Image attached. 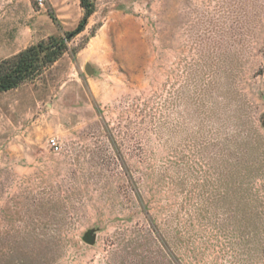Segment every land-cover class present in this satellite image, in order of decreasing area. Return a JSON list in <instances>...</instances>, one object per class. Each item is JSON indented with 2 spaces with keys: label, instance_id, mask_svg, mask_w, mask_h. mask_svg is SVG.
I'll list each match as a JSON object with an SVG mask.
<instances>
[{
  "label": "rangeland",
  "instance_id": "rangeland-1",
  "mask_svg": "<svg viewBox=\"0 0 264 264\" xmlns=\"http://www.w3.org/2000/svg\"><path fill=\"white\" fill-rule=\"evenodd\" d=\"M90 1L0 92V264H264V0ZM83 12L0 0V61Z\"/></svg>",
  "mask_w": 264,
  "mask_h": 264
},
{
  "label": "trees",
  "instance_id": "trees-1",
  "mask_svg": "<svg viewBox=\"0 0 264 264\" xmlns=\"http://www.w3.org/2000/svg\"><path fill=\"white\" fill-rule=\"evenodd\" d=\"M83 16L74 30L63 36H49L22 49L14 56L0 61V92L17 87L21 82L34 78L44 67L52 64L66 49L67 41L84 29L87 18L94 10L90 0H80Z\"/></svg>",
  "mask_w": 264,
  "mask_h": 264
},
{
  "label": "water",
  "instance_id": "water-1",
  "mask_svg": "<svg viewBox=\"0 0 264 264\" xmlns=\"http://www.w3.org/2000/svg\"><path fill=\"white\" fill-rule=\"evenodd\" d=\"M85 70L88 73L92 72V68L89 64L85 65ZM97 231H98L97 227L88 228L82 235L83 241L90 245L94 244L96 240Z\"/></svg>",
  "mask_w": 264,
  "mask_h": 264
},
{
  "label": "built area",
  "instance_id": "built-area-1",
  "mask_svg": "<svg viewBox=\"0 0 264 264\" xmlns=\"http://www.w3.org/2000/svg\"><path fill=\"white\" fill-rule=\"evenodd\" d=\"M40 3L42 2V0H39ZM49 145L53 150H58L59 149V143L57 141V139L55 137H51L49 138Z\"/></svg>",
  "mask_w": 264,
  "mask_h": 264
}]
</instances>
